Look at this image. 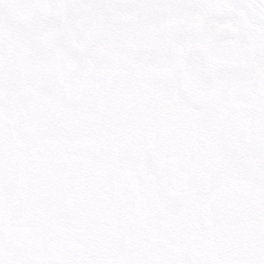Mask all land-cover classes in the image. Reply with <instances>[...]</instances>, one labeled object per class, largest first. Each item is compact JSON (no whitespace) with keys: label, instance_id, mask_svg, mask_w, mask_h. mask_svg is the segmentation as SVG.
<instances>
[{"label":"snow or ice","instance_id":"snow-or-ice-1","mask_svg":"<svg viewBox=\"0 0 264 264\" xmlns=\"http://www.w3.org/2000/svg\"><path fill=\"white\" fill-rule=\"evenodd\" d=\"M0 264H264V0H0Z\"/></svg>","mask_w":264,"mask_h":264}]
</instances>
